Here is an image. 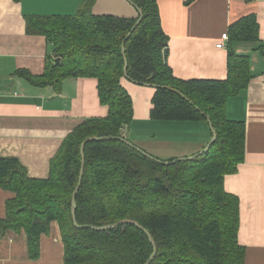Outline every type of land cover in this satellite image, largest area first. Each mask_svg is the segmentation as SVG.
<instances>
[{"label":"trees","instance_id":"obj_1","mask_svg":"<svg viewBox=\"0 0 264 264\" xmlns=\"http://www.w3.org/2000/svg\"><path fill=\"white\" fill-rule=\"evenodd\" d=\"M128 1L138 10L135 19L94 16L95 0H83L72 16L26 18L27 35L43 36L50 55L41 76L18 74L56 92L66 79L94 78L108 113L64 139L46 179L30 178L18 159L0 157V188L14 196L6 201L0 235L23 231L28 255L37 259L41 235L56 222L63 264H145L150 257L149 264H244L239 201L224 190V178L244 161L245 124L226 117V100L243 93L251 79L248 58L234 53L233 44L256 39L254 18L230 27L225 80L182 81L163 56L168 37L158 0ZM124 77L155 87L152 120L209 122L216 135L210 147L161 163L120 139L133 121Z\"/></svg>","mask_w":264,"mask_h":264},{"label":"crops","instance_id":"obj_2","mask_svg":"<svg viewBox=\"0 0 264 264\" xmlns=\"http://www.w3.org/2000/svg\"><path fill=\"white\" fill-rule=\"evenodd\" d=\"M83 0H0V157H12L28 177L46 179L49 163L64 139L80 124L107 116L94 78L66 79L58 92L29 84L20 71L44 73L49 47L43 36L27 35L26 18L72 16ZM162 31L168 37L165 61L178 80L226 79L227 50L218 49L230 27L253 17L252 41H237L233 51L247 57L251 79L246 90L226 100V117L245 124L244 161L224 178V190L239 201L238 242L244 264H264V0H158ZM94 16L135 19L128 0H95ZM226 46V42H224ZM122 87L132 101L133 121L122 136L161 162L199 155L211 141L208 122H158L151 119L155 88L125 77ZM167 150V151H166ZM13 193L0 188V220ZM64 246L58 224L41 235L39 257L28 255L23 231L0 235V264H63Z\"/></svg>","mask_w":264,"mask_h":264},{"label":"water","instance_id":"obj_3","mask_svg":"<svg viewBox=\"0 0 264 264\" xmlns=\"http://www.w3.org/2000/svg\"><path fill=\"white\" fill-rule=\"evenodd\" d=\"M137 12H138V10H137ZM140 22V19H138V21H137V23H136V25L138 24ZM166 55V50H164L163 51V56H165ZM56 62H58L57 60H56ZM126 69H127V65L125 64V68H124V70L126 71ZM155 88V87H154ZM208 124L210 125V128H211V124L208 122ZM211 130H212V128H211ZM213 131V130H212ZM213 133V136H212V139H211V141L208 143V145L206 146V148L202 151V152H204L205 150H207L209 147H210V145L212 144V142H213V140L215 139V133H214V131L212 132ZM130 145H132V144H130ZM133 146V145H132ZM134 148H136L135 146H133ZM138 151H140L141 153H143V154H145L143 151H141V150H139L138 148H136ZM201 152V153H202ZM146 156H148V157H150L149 155H147V154H145ZM151 158V157H150ZM190 158H192V157H190ZM190 158H183V159H176L175 161H172L171 163H176V162H179V161H184V160H186V159H190ZM156 161H158V160H156ZM158 162H161V161H158ZM162 163V162H161ZM78 191V187L76 188V191H75V193ZM72 207H73V209H75L76 208V203H75V197H74V195H73V198H72ZM73 219H74V217H73ZM136 225V224H135ZM78 228H86L87 226H77ZM110 228H112V227H107V228H101V229H98V230H107V229H110ZM94 229H96V228H94ZM147 235H148V233L147 232H145ZM153 255H154V253H153ZM152 255V256H153ZM151 260H152V257H150V259L145 263V264H149L150 262H151Z\"/></svg>","mask_w":264,"mask_h":264},{"label":"built area","instance_id":"obj_4","mask_svg":"<svg viewBox=\"0 0 264 264\" xmlns=\"http://www.w3.org/2000/svg\"><path fill=\"white\" fill-rule=\"evenodd\" d=\"M221 39H222L223 42H220V43L216 44V47L218 49H224L225 48L224 42H227V40H228L227 34L226 33L222 34Z\"/></svg>","mask_w":264,"mask_h":264},{"label":"rangeland","instance_id":"obj_5","mask_svg":"<svg viewBox=\"0 0 264 264\" xmlns=\"http://www.w3.org/2000/svg\"><path fill=\"white\" fill-rule=\"evenodd\" d=\"M124 137L122 136L120 139H123ZM167 151V150H166Z\"/></svg>","mask_w":264,"mask_h":264}]
</instances>
